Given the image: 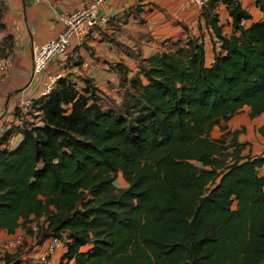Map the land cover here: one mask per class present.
Segmentation results:
<instances>
[{
    "label": "trees",
    "instance_id": "16d2710c",
    "mask_svg": "<svg viewBox=\"0 0 264 264\" xmlns=\"http://www.w3.org/2000/svg\"><path fill=\"white\" fill-rule=\"evenodd\" d=\"M254 4L263 17L249 24L240 0L201 10L220 41L210 63L187 33L135 53L130 77L116 67L119 101L64 75L16 106L0 132V231L23 227L37 244L57 237L59 264H264V156L241 155L246 143L225 124L244 105L264 113V0ZM11 49L6 34L2 51ZM21 262L20 251L0 250V264Z\"/></svg>",
    "mask_w": 264,
    "mask_h": 264
},
{
    "label": "crops",
    "instance_id": "0c3cea01",
    "mask_svg": "<svg viewBox=\"0 0 264 264\" xmlns=\"http://www.w3.org/2000/svg\"><path fill=\"white\" fill-rule=\"evenodd\" d=\"M3 1L4 35L12 36V64L1 86L0 111H3L0 112V132L6 128V122L13 121V108H16L18 100L25 97L37 98L41 83L48 75L61 73L77 83H81L82 77L91 78L102 93L119 101L120 97L115 98L109 91L110 88L122 90L116 67L127 68V75L132 76L138 69L135 53L142 57L160 53L165 50L168 39L185 38L187 33L194 37L200 36L203 40L208 63L219 50L220 41L205 24L201 10L188 0H107L100 7L99 13L108 16L109 20L96 26L83 46L75 48L71 43L69 49H75L77 55L70 56L64 63L61 57H54L43 72L33 75L31 58L34 48L59 32V14L84 6L87 0ZM240 2L251 14V18L244 21L245 24L263 17L254 0ZM253 10L257 12L254 14ZM216 11L222 32L230 34V17L226 5L218 2ZM225 124L226 130L239 131L238 142L246 143L241 155H262L264 113L250 117L249 107L244 105ZM222 133L215 126L211 136L217 138ZM19 138V135L14 136L12 144ZM22 231L21 227L13 234L0 231V250L3 251L1 245L6 239L21 234ZM25 236L26 241L32 243H28V248L20 253L21 264H37L36 259L42 254L46 241L37 244L29 235ZM64 252L65 247H59L51 256V264H59ZM68 264H73V261Z\"/></svg>",
    "mask_w": 264,
    "mask_h": 264
},
{
    "label": "built area",
    "instance_id": "2783aa9c",
    "mask_svg": "<svg viewBox=\"0 0 264 264\" xmlns=\"http://www.w3.org/2000/svg\"><path fill=\"white\" fill-rule=\"evenodd\" d=\"M106 1L107 0H87L84 6L58 15L57 21L61 24L59 32L54 37L36 46L33 50L31 58L33 75L43 72L49 61L54 57H61L64 63L70 56L77 55L75 49L74 51L69 49L71 43L74 44L75 48L83 46L87 36L96 26L106 23L109 20L108 16L99 13L100 7L105 4ZM188 2L194 7L202 10L210 0H188ZM11 64V54L0 57V92L2 83L5 80ZM61 76V73L48 75L41 83L40 95L49 93L56 80ZM30 102L31 98H21L18 100L17 106L28 105ZM262 155L264 156V150ZM21 243L22 237L17 234L6 239L1 247L3 250L11 251ZM61 246L62 243L57 237L47 239L42 254L36 259L37 264H51V256Z\"/></svg>",
    "mask_w": 264,
    "mask_h": 264
},
{
    "label": "rangeland",
    "instance_id": "374dc122",
    "mask_svg": "<svg viewBox=\"0 0 264 264\" xmlns=\"http://www.w3.org/2000/svg\"><path fill=\"white\" fill-rule=\"evenodd\" d=\"M0 10L5 11V4H4V1L3 0H0ZM254 14L257 12L256 10H253ZM3 39H4V31H0V57L1 56H4L6 52H3L2 51V46H3ZM110 93L115 97V98H119L122 94V90H115L114 88H110ZM18 103H16L17 105ZM1 109H3V106H1ZM13 110L15 111V107L13 108ZM3 110H1L0 112H2ZM14 111H13V115H14ZM13 120H14V117H13ZM12 125L13 124V121H8L5 123V126H8V125ZM11 143H13L11 141ZM114 184L115 186L117 187H124L126 186V181L124 180L123 176H122V173L119 172L114 180ZM31 225H34L35 226V222H34V219L31 217ZM21 229L23 230L21 234H19L21 237H22V243L20 245H18L17 247L14 248L15 251H20V253L23 251V249L25 250V248H28V243H32V242H29V241H26V236L25 235H29L27 234L26 230L21 227ZM30 247H33V246H30ZM29 247V248H30Z\"/></svg>",
    "mask_w": 264,
    "mask_h": 264
}]
</instances>
